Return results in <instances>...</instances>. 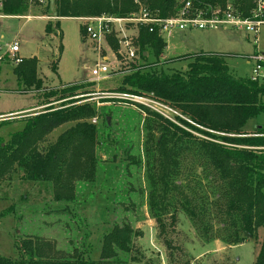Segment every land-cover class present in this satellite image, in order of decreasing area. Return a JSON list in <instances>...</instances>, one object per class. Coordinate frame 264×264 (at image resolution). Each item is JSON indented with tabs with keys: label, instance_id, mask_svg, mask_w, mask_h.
Instances as JSON below:
<instances>
[{
	"label": "trees",
	"instance_id": "16d2710c",
	"mask_svg": "<svg viewBox=\"0 0 264 264\" xmlns=\"http://www.w3.org/2000/svg\"><path fill=\"white\" fill-rule=\"evenodd\" d=\"M135 1L53 0V8L46 10L48 13L51 10L49 15L56 19L46 22L45 32L50 34L53 27L58 29L59 18L128 16L137 9ZM137 1L160 18L170 17L178 10L176 0ZM192 1L195 7L204 9L230 6L243 17H251L255 8V0ZM28 2L0 0V14L26 15ZM80 32L84 36L83 26ZM107 42L118 55L117 41L108 36ZM134 43L140 62L127 64L119 87L111 92L152 96L177 110L186 118L178 117L179 121L202 135L196 136L146 111L151 116L145 121V165L150 184L147 204L158 235L167 236L168 229L177 222L178 210L200 230L205 243L215 237L214 224L224 232L223 238L230 245L242 243L245 232L256 238L262 228L254 264H264V125L256 126L252 133L245 129L251 119L264 112V79L256 81L250 76L234 75L224 55L215 52L161 60L166 42L145 26L137 29ZM176 61L185 63L164 68ZM37 62L35 57L21 59L13 69L16 80L23 90L35 89L40 93L43 101L39 105L60 101L59 106L49 105L39 113L30 112L33 115L25 117L23 127L11 133L8 140L0 137V181L21 173L20 179L51 183L55 202H73L74 180L92 181L97 164V126L91 122L97 115L96 109L90 102H80L87 96L76 98L94 92L95 82L43 89L37 76ZM52 69L56 71V65ZM6 122L1 121L0 126ZM103 122L109 128L107 118ZM70 123L53 143L40 145L47 134ZM181 157L186 164L192 158V168L200 169L201 176L195 178L190 173L183 177ZM14 210L9 206L0 212V218ZM138 235L140 232L127 223L113 225L102 236L97 258L85 256L76 248L63 255L41 237L25 235L15 241L16 256H0V264H129L121 255H130L132 237ZM165 243L169 247L166 238Z\"/></svg>",
	"mask_w": 264,
	"mask_h": 264
},
{
	"label": "rangeland",
	"instance_id": "374dc122",
	"mask_svg": "<svg viewBox=\"0 0 264 264\" xmlns=\"http://www.w3.org/2000/svg\"><path fill=\"white\" fill-rule=\"evenodd\" d=\"M28 3L26 15L0 14V114L23 111L16 112L0 126V137L3 141L8 140L11 133L23 127V119L33 115L30 112L39 113L49 105L54 108L59 106L60 101L39 105L43 101L39 97L40 93L35 89L24 88V91L16 80L13 69L18 63L15 59L36 56L37 76L42 80L43 89L95 82L94 89L92 87L94 92L76 98L87 96L88 99L80 102H90L96 109L97 115L93 118L98 119L95 124L97 164L92 181L74 180L73 202H55L51 183L20 179L21 173L11 174L0 181V212L11 205L15 209L0 218V256H16V239L33 235L49 242L54 251L59 250L63 255L72 253L76 248L82 250L85 256L97 258L103 234L115 224L127 223L140 232V235L132 237L130 255H121L129 264H254L263 236L262 228L258 230L256 238L246 236L242 243L230 245L223 238L224 232L214 224L212 234L215 237L205 243L199 235L200 230L180 210L176 224L168 229L165 238L170 245H166L165 238L158 235L157 224L147 204L150 184L145 165V121L151 117L146 111L151 110L100 93L111 92L119 87L122 73L127 68L125 60L120 59L104 42L99 43L100 52L96 42L82 36L80 27L83 22L79 17L59 19V28L53 27L52 32L46 34V22L56 19L49 15L52 14L51 10L49 13L46 10L53 8V0H29ZM163 38L167 47L161 60L199 52L220 53L224 55L229 70L238 77L250 76L255 66V61L251 60L253 55H264V24L259 27L256 42L252 33L228 26L216 29H173L165 33ZM13 43L19 47L15 56L8 51ZM136 60L140 62L139 56ZM184 63L176 61L164 68L178 67ZM96 64L108 67L117 65V68L120 64V68L110 77L100 75L96 78L91 73ZM54 65L56 71L52 69ZM34 106L31 111L24 112V109ZM175 111L179 115L172 114L174 117H171L178 126L202 137L179 121L180 117L186 118ZM105 118L107 122L109 119V128L105 127ZM71 125L54 129L40 145L53 143ZM247 125L245 129L251 133L256 126L264 125V112L251 119ZM182 161L183 157L180 158L183 177L190 173L195 178L201 176L200 169L192 168V158L188 164ZM131 257L133 260H130Z\"/></svg>",
	"mask_w": 264,
	"mask_h": 264
},
{
	"label": "built area",
	"instance_id": "2783aa9c",
	"mask_svg": "<svg viewBox=\"0 0 264 264\" xmlns=\"http://www.w3.org/2000/svg\"><path fill=\"white\" fill-rule=\"evenodd\" d=\"M178 5L177 12L166 18H160L153 15L148 8L140 1H135L136 11L128 16L120 17L109 14H101L96 16H85L78 18L83 22L84 37L91 39L98 44L97 49L100 50V41L108 46V36L113 37L118 44V55L125 60L127 65L131 61H135L138 57V50L134 43L137 36V29L140 26L148 28L149 32H156L162 39L165 33H169L173 29L191 30V29H216L221 26L230 28L244 29L246 32L252 33L254 41H257L260 25L264 24L262 14L264 12V0H255V8L251 17H243L230 6L225 9L210 8L204 9L195 7L192 0H176ZM30 18V17H27ZM109 47V46H108ZM13 56L19 51L17 43H13L9 48ZM21 58H16L15 62H20ZM106 60V59H105ZM255 61L250 78L252 80L261 81L264 79V55L256 54L251 57ZM251 62V61H249ZM120 65V64H119ZM118 65V68H120ZM116 67V68H115ZM117 65L110 67L104 64H96L91 73L94 77L99 78L100 75L110 77L113 72L117 71ZM127 70V69H126ZM120 71V70H119ZM102 95L117 97L119 99L128 100L135 106L145 107L172 123L177 124L172 117L178 116L175 109L168 104L159 101L149 95H138L123 92H100ZM12 114H0V121H4L12 117ZM172 114H174L172 116ZM172 116V117H171ZM97 118H92L93 124L97 123Z\"/></svg>",
	"mask_w": 264,
	"mask_h": 264
},
{
	"label": "crops",
	"instance_id": "0c3cea01",
	"mask_svg": "<svg viewBox=\"0 0 264 264\" xmlns=\"http://www.w3.org/2000/svg\"><path fill=\"white\" fill-rule=\"evenodd\" d=\"M44 18H48V19H53V17H44ZM29 19V18H28ZM59 19H61V18H59ZM49 21V20H48ZM51 21V20H50ZM166 47H167V45H166ZM36 59H37V57L36 56H34ZM22 59V58H21ZM38 60V59H37ZM33 108H35V106L34 107H31V108H28V109H24V112H26V111H31ZM16 112H23V111H15V112H8V113H2V114H12V113H16ZM247 127H248V125H247ZM246 127V128H247Z\"/></svg>",
	"mask_w": 264,
	"mask_h": 264
},
{
	"label": "water",
	"instance_id": "95a60500",
	"mask_svg": "<svg viewBox=\"0 0 264 264\" xmlns=\"http://www.w3.org/2000/svg\"><path fill=\"white\" fill-rule=\"evenodd\" d=\"M183 68H185V67H183ZM108 122H109V119H108ZM245 235L250 236V234L248 232H245Z\"/></svg>",
	"mask_w": 264,
	"mask_h": 264
}]
</instances>
